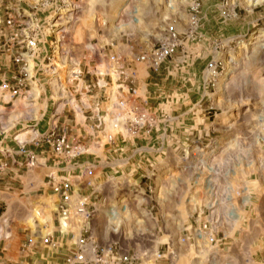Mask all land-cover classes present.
I'll use <instances>...</instances> for the list:
<instances>
[{"label":"rangeland","instance_id":"obj_1","mask_svg":"<svg viewBox=\"0 0 264 264\" xmlns=\"http://www.w3.org/2000/svg\"><path fill=\"white\" fill-rule=\"evenodd\" d=\"M24 2L0 0V45L7 20L19 34L28 30ZM51 3L48 29L59 42L66 26L77 27L81 68L95 50L136 81L131 100L117 106L126 120L103 137L89 168L88 194L77 185L92 212V241L137 252L136 264H264V0ZM169 33L182 40L172 58L157 69L137 60ZM210 63L218 65L212 80ZM52 216L46 232L56 229L59 246L12 225L0 264H64L80 223L53 227Z\"/></svg>","mask_w":264,"mask_h":264},{"label":"crops","instance_id":"obj_2","mask_svg":"<svg viewBox=\"0 0 264 264\" xmlns=\"http://www.w3.org/2000/svg\"><path fill=\"white\" fill-rule=\"evenodd\" d=\"M22 1L21 24L28 29L21 34L22 42L34 40L36 48L31 52L25 45L20 51L28 75L26 90L12 97L0 88V249L3 246L5 251L14 235L12 225L42 237L59 236L54 228L46 232L51 228L50 214L53 227L62 222L56 215L57 198L50 184L68 181L88 194L89 168L98 163L103 137L126 120L117 106L131 100L136 82L123 64L97 59L95 50L91 51L93 64L87 61V67L81 68L82 62L74 56L77 27L66 26L59 42L48 29L47 15L54 5L51 1L56 0ZM9 8L20 12L12 5ZM17 70L10 56L0 55L1 80L11 84ZM50 132L66 135L68 153L57 155L43 141ZM47 197L51 206L45 205ZM46 209L50 212L41 215ZM23 246L30 248L29 242Z\"/></svg>","mask_w":264,"mask_h":264},{"label":"built area","instance_id":"obj_3","mask_svg":"<svg viewBox=\"0 0 264 264\" xmlns=\"http://www.w3.org/2000/svg\"><path fill=\"white\" fill-rule=\"evenodd\" d=\"M6 23L9 32L5 33V40L3 44L0 45V55L5 54L10 56L13 64L18 66V70L16 75L12 78L13 82L11 84L0 78V88L8 91L12 97H18L26 90L28 77L20 51L26 45L32 52L36 48V41L29 40L26 44L23 43L21 34L12 29V20L9 19ZM181 44L182 40H180L175 33H169V35L154 46L148 54L139 56L137 60L146 62L151 69H157L162 63L176 53ZM217 68L218 65L215 63H210L207 66L211 80L216 77ZM43 141L49 145L57 155L70 151V144L65 134L50 132L45 135ZM50 186L53 194H55L57 198V217L63 222L78 219V223H80L79 231L75 237L77 251L73 255L66 257L64 264H136V261H139L137 252L134 254L128 253L122 255L92 241L90 230L86 225L88 220H90L92 212L89 210L86 199L79 195L77 188L70 182L53 181ZM204 228H206L205 225L203 226V229ZM40 242L43 246L49 248H55L59 244L52 234L43 236ZM26 250V246L21 248L22 253H25Z\"/></svg>","mask_w":264,"mask_h":264},{"label":"bare ground","instance_id":"obj_4","mask_svg":"<svg viewBox=\"0 0 264 264\" xmlns=\"http://www.w3.org/2000/svg\"><path fill=\"white\" fill-rule=\"evenodd\" d=\"M262 42V41H261ZM263 43V42H262ZM251 46H252V44H251ZM250 47V46H249ZM264 49V48H263ZM262 53V52H261ZM259 55V54H258ZM34 93H37V88L35 87L34 88Z\"/></svg>","mask_w":264,"mask_h":264}]
</instances>
